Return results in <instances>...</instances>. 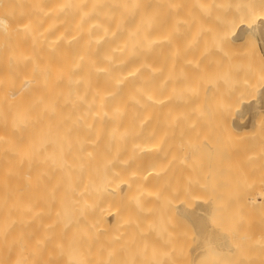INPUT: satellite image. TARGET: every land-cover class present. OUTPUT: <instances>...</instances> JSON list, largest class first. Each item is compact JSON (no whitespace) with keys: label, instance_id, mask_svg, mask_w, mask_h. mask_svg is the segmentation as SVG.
Listing matches in <instances>:
<instances>
[{"label":"bare ground","instance_id":"bare-ground-1","mask_svg":"<svg viewBox=\"0 0 264 264\" xmlns=\"http://www.w3.org/2000/svg\"><path fill=\"white\" fill-rule=\"evenodd\" d=\"M233 3L0 0V264H264V65L228 76L264 0Z\"/></svg>","mask_w":264,"mask_h":264},{"label":"rangeland","instance_id":"rangeland-1","mask_svg":"<svg viewBox=\"0 0 264 264\" xmlns=\"http://www.w3.org/2000/svg\"><path fill=\"white\" fill-rule=\"evenodd\" d=\"M245 1H246V0H243V1H242V0H240V1H239V0H235V1L233 0V2H234L235 4H244ZM243 2H244V3H243ZM234 3H233V4H234ZM219 14H221V13L219 12ZM220 25H221V24H220ZM260 35H261V36H260ZM250 38H251V40L249 39V41H246L247 39H241V40H239V39H237V40H236V39H232V41L235 40V41H234V45H235V46H237V45L239 44V43L237 44V42H240V41L242 42L243 40H244L245 43L247 42L246 45H244V44H245L244 42H242V43H244V44H240V46H242V49H241V47H240V50H241V51L238 50V51H240L239 55L241 54L240 56H241L243 59L247 58L249 61L253 59L252 57H254V59H255V57H256V59L258 58V59H259L258 61H257L256 59H255V60L253 59L252 61H250V62H252V63L249 65V68H251V66L258 68V66H259V69H260V68H261L260 66H261V65H264V62L261 63L260 65L258 64V63L262 62L263 59H264V57H263V56H264V39H263L262 34H260V33H258V32H257L256 34H253V37L250 36ZM217 40H219V39H217ZM217 40H216V41H217ZM222 40H223V39H221V41L219 40L220 43H219V42H216V44H220V45H217V46L215 45L216 48H217V50L220 49V52L223 53L222 55H224V56H225V55H228V57H231V58H232V56H233V58H235L234 55H229L228 52H230L231 50L229 51V49H227V47H226V50H227V52H226V50L223 49V46L226 45V42L229 43L230 40H225V41H222ZM228 41H229V42H228ZM236 41H237V42H236ZM221 42H222V45H223V46L221 45ZM224 42H225V44H224ZM214 43H215V42H213V44H214ZM230 43H231V42H230ZM248 43H250V44H248ZM247 44L250 45V46H249L250 49H251V48H253V49L250 50L249 47H248L247 50L244 49V48L247 47ZM259 44H260V45H259ZM229 45H231V44H229ZM243 45H244L245 47H244ZM219 46H221V48H220ZM226 46H228V45H226ZM252 46H253V47H252ZM259 46H260V47H259ZM231 47L233 48L232 45H231ZM231 47H230V48H231ZM238 47H239V46H238ZM261 47H262V48H261ZM224 48H225V47H224ZM259 48H261V49H260V50H261L260 52L263 53L262 55H260V53H259V51H258ZM221 49H222L224 52H223ZM235 49H236V48H235ZM237 49H239V48H237ZM237 49H236V50H237ZM217 50H216V51H217ZM244 50H246V54H244V52H245ZM233 51H234V53H232V54L238 53V52H236L235 50H233ZM233 51H232V52H233ZM242 51H243V52H242ZM220 52H217V57L220 56V54H219ZM247 52H249V56H251L252 59H249L250 57L248 56ZM250 52H252V53H250ZM215 53H216V52H215ZM224 53H225V54H224ZM230 53H231V52H230ZM258 53H259V55H258ZM214 55H215V54H213V57H215ZM236 55H237V54H236ZM236 55H235V56H236ZM242 55H245V56L243 57ZM252 55H253V56H252ZM258 56H259V57H258ZM260 56H262L263 58L261 59ZM217 57H216V58H217ZM228 57H227V59L230 60L231 58H228ZM233 58H232V59H233ZM242 58H241V59H242ZM214 59H215V58H214ZM217 59H219V58H217ZM222 59H223V58H222ZM241 59L238 58V60H237V58H236V60H237L238 63H239V61H240L239 64H237L236 60L234 61V64H233V63H232V60H231V64H230L229 66H232L231 69H230V71H232V74L229 73L228 76H230V75H233V76H234V73H236V74H237L238 72L240 73V71H241V66H243V67H245V68H242V70H243V72H245V73L243 74V73L241 72V73L239 74V76H240L241 74H243V76H244V80H243L242 78H240V77H238L239 79L237 78V80H236V77H237L236 74H235L234 78H233L232 76H230V77H232V80H231L230 77H228V79H225L226 77H223V76H226V75L228 74V71H229L228 69H229L230 67H229L227 64H229V61L227 60V62H226V61L224 62V60H226V57H225L224 60L222 61V63H224V64L226 63L227 67H226V65L223 64V68H222V67H221V66H222V65H221V64H222L221 61H217V60H215V61H217V63L220 62V65H221L220 67H221L222 69H221V71H220V69H217V70L220 71V72H219V75H220V73H221L220 76L223 78V80H224V81L227 80V84H228V80H229V78H230V81H233V80H234L235 84H236V82L240 81L241 86H244L245 83H246L249 79L251 80L252 75L249 73V72H250V69L247 68L249 62H246L247 59H245V60H243V59L241 60ZM210 60H211V59H210ZM233 60H234V59H233ZM248 60H247V61H248ZM212 61H213V59H212ZM253 61H254V62H253ZM255 62L257 63V66H256V63H255ZM217 63H216V67L219 66V65H217ZM242 63H243V64H242ZM245 63H246L247 66L245 65ZM211 64H212V68H214L215 66L213 67V65H215V64L212 63V62H211ZM236 64H237V65H236ZM241 64H242V65H241ZM253 64H254V65H253ZM233 65H236L237 67L234 68ZM253 67H252V68H253ZM227 68H228V69H227ZM232 68H233V70H232ZM238 68H240L239 71H237ZM246 68H247L248 70H247ZM262 68H263V69H260V70L263 71L262 74L264 75V66H263ZM236 69H237V70H236ZM222 70H223V72H222ZM227 70H228V71H227ZM235 70H236L237 72H236ZM253 70H254V73H257V74L260 72V70L258 71V69H257L258 72H256V69H255V68H253L252 71H253ZM234 71H235V72H234ZM248 71H249V72H248ZM252 71H251V73H252ZM222 73H224V74L222 75ZM245 74H246V75H245ZM262 74L260 75V76L262 77V79H260V80H262V81H261V83H262L261 85L264 87V83H263V82H264V77L262 76ZM254 75H256V74H253V77H255ZM221 77H220V78H221ZM253 77H252V78H253ZM256 77H258V76H256ZM256 77H255V78H256ZM261 77H260V78H261ZM222 78H221V79H222ZM221 79H220V80H221ZM241 79L243 80L242 82L245 81L244 84L241 82ZM245 79H246L247 81H246ZM220 80H219V81H220ZM250 80H249V81H250ZM224 81H223V82H224ZM230 81H229V83H230ZM249 81H248V82H249ZM252 81H253V80H252ZM221 82H222V81H221ZM234 82H233V83H234ZM248 82H247V83H248ZM257 82H258V79H257ZM257 82H256V83H257ZM259 82H260V81H259ZM224 83H226V82H224ZM224 83H223V84L219 83V84H220V86H223V87H224V85H225ZM247 83H246V84H247ZM231 84H232V82H231ZM235 84H234V87H235V86L237 87V85H239L238 83H237V85H235ZM257 84H260V83H257ZM228 85H229L228 88H231V89L233 88V87H232L233 85H230V84H228ZM228 85H225V86L227 87ZM239 86H240V85H239ZM239 86L237 87V89H240ZM241 86H240V87H241ZM236 87H235L234 89H236ZM241 88H242V87H241ZM234 89H233V90H234ZM233 90H232V91H233ZM216 93H217V92H216ZM224 93H225V94H224ZM220 94H222V92H219V96H221ZM223 94L226 95L225 88H224ZM236 94H237V93H236ZM214 95H215V94H214ZM224 95H222V96L224 97ZM252 95H253V94H252ZM258 95H263V96H262L263 99H259V98H262V97H261V96H258ZM222 96H221V97H222ZM216 97H217V96H216ZM216 97L213 96L212 99H214V98H216ZM234 97H235V96H234ZM252 97H255V98L257 99V101H259V100L261 101V100H262V101H263L262 103L264 104V94H261V93H257V92H256V95H254V96H252ZM219 98H220V97H219ZM232 98H233V97H232ZM232 98H231V99H232ZM255 98H254V99H255ZM220 99H221V98H220ZM256 99H255V100H256ZM204 100H205V99H204ZM204 100H203V101H204ZM208 100H210V101L208 102ZM222 100H223L224 102H227L228 104H227V103H224L223 101H222L223 104H219V102H216V104L223 105L222 107H224L225 104H227L226 107H229L230 105H232V104L234 103V102H232V101H231V103H229V102H230V99H228L227 101H225L226 98H225V99H222ZM236 100H237V99H236ZM206 101H207V102H205V101H204V102H205V103H208V104H209V107H211L212 105H214L213 102H215L216 99H214V101L212 100V101H213V102H212L210 98H207ZM237 101H238V100H237ZM257 101H254L255 104H258V103H259V104L257 105L258 107H255V108H254V110H256V111H255L256 113H255L254 117H255V119L257 118L256 120H258V121L256 122V126H257L258 124H260L262 127H260V125H259V126H258L259 129H260V128H263V130H259V129H258V131L261 132V131H264V123L261 122V121L264 119V117H263V116H264V113H263V111H264V110H263V109H264V106H263L260 102H257ZM204 102H203V104H204ZM210 102H212V103H210ZM235 102H236V101H235ZM220 103H221V102H220ZM235 104H236V103H235ZM260 104H261V105H260ZM204 105H205V104H204ZM204 105H203V108H201L202 106L200 107L201 110H207V109H208V108H207V105L205 106L207 109L204 107ZM219 105H216V107L214 106L215 109H214V110L212 109V110H213L214 112H216L215 110H216L217 106H219ZM233 105H234V104H233ZM233 105H232V107L230 106L231 108L229 109L230 112H231L233 115H234L233 111L235 112V114H236V112H237V116H236V115H234V116L232 115L233 117H241V116H242V118H243V117H244V118H245V117L247 118V117L250 115L249 112H246V113L244 112V114H243V112H241V113L239 114V113H238L239 110H237L238 106L235 105V108H234ZM199 106H200V105H199ZM222 107L220 106L221 109H222ZM226 107H224V108H226ZM260 107H261V108H260ZM212 108H213V106H212ZM209 109H210V108H209ZM221 109H217V110H220L221 113H222V112L225 113V112H224L225 109H222L223 111H222ZM231 109H232V110H231ZM261 109H262V112L259 111V110H261ZM210 110H211V109H210ZM212 110H211V111H212ZM227 110H228V108H227ZM257 110H258V111H257ZM211 111L209 112V113H210L209 115H212L211 113H214L213 111H212V112H211ZM259 112H260V114L257 115ZM221 113H220V115L222 116ZM247 113H248L249 115H247ZM262 113H263V115H262ZM214 114L217 115V116H215V115L213 116V115H212L213 118L215 117V118L219 119V118L221 117V116L219 115V112H217V114H216V113H214ZM227 114H228V111H227ZM227 114H225V115H227ZM229 114H230V113H229ZM209 115L207 114V115H205V117H206V116L209 117ZM203 116H204V115H203ZM212 116H210V117H212ZM223 116H224V115H223ZM259 116H261V118L263 117L262 120H261V118H258ZM226 117L229 118L230 115H229V116H226ZM215 118H214V119H215ZM221 118L224 119V117H221ZM244 118H243V119H244ZM246 118H245V119H246ZM240 119H241V118H240ZM220 120H221V119H220ZM263 121H264V120H263ZM260 122H261L263 125H262ZM218 125H219V123H217V126H218ZM258 127H257V128H258ZM257 128H256V129H257ZM216 132L219 133V131H216ZM261 134H262V133H261ZM217 135L220 136V134H217ZM263 135H264V132H263ZM223 136H224V135H223ZM230 139H231V138H230ZM226 140H227L228 143H229V144H227V146H229V145L231 146V142H233L232 144H234V140H235V139L232 138V139H231L232 141H231V140H228V139H226ZM229 141H231V142H229ZM238 142H240V141H239L238 139H236V140H235V145H234L235 148L237 147V143H238ZM240 144H241V145H240ZM242 144H243V143H238V145H240L241 147L244 146V145H242ZM244 144H245V143H244ZM237 148H239V147H237ZM227 151H228V148H227L226 146H225V147H222V148L220 149V153L218 154V156H221V157H223V159H226V161H225L224 163H228L229 165H233V166L238 167V168H239V169H238V173H239L240 175L246 174V173H247V170H246L245 168H246V166H247V162L244 164L243 161H242V159L240 158V155H238V154H236V153H229V154H228ZM242 168H243V169H242ZM234 171H235V170H234ZM235 172H236V171H235ZM189 228H190V231L192 232L193 235H195V234H196V235H200V234H199V231H198L194 226H192L191 224H190V227H189ZM177 253H178V254H177V255H178V256H177L178 262H177V263H173V264H193L192 259H195V258H193V255H191L188 251H183V252H182V251H177ZM179 253H180V254H179ZM213 254H214V251H213ZM204 255H205V254H203L202 256H204ZM218 255H219V258H222V257H221V252H220V251H219ZM224 258H227L226 260H224L225 264H231L232 261H231L230 258H232V257H224ZM138 260H139L138 264H157L156 262H154L151 258H149V257H147V256H145V257L140 256V258H139ZM168 264H170V262H169Z\"/></svg>","mask_w":264,"mask_h":264}]
</instances>
